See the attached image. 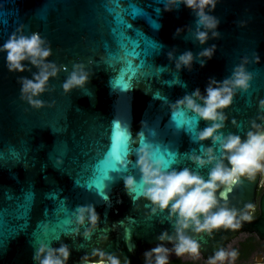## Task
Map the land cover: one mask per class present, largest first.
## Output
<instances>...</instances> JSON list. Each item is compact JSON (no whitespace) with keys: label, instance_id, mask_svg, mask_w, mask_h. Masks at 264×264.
Returning <instances> with one entry per match:
<instances>
[{"label":"water","instance_id":"95a60500","mask_svg":"<svg viewBox=\"0 0 264 264\" xmlns=\"http://www.w3.org/2000/svg\"><path fill=\"white\" fill-rule=\"evenodd\" d=\"M204 13L215 19L214 28L198 23L183 0H0V47L13 33H38L41 48L50 50L42 63L48 72L56 70L33 97L43 106L33 107L21 99L20 81L40 69L25 60V71L10 72L0 50V264H40L33 257L41 244L46 250L66 245L65 264H82L93 249L120 264L125 258L145 264L143 254L161 243V232L175 242L172 202L161 210L143 194L151 185L137 164L142 150L161 172L186 168L207 181L217 163L231 167L221 147L229 135L244 142L249 131L258 130L253 121L264 131V108L258 106L264 99V0H215ZM199 31L207 33L204 43L196 38ZM213 45L211 58L200 55ZM185 52H191V64L177 69ZM76 65L87 80L66 92L63 84ZM239 66L249 77L246 88L231 83ZM211 80L219 82L214 88L229 81L231 103L216 110L224 120H205L176 104L198 88L200 97L192 99L202 107ZM213 123L221 125L216 139L200 140L199 133ZM125 133L124 156L112 171L117 138ZM194 156L208 162L201 166ZM129 176L135 191L125 188ZM258 178L244 175L231 190H217L211 211L235 209L238 229L213 230L211 237L191 225L184 230L204 258L227 252L240 232L264 240V193L260 213L249 218ZM81 207L86 210L78 223ZM88 207L98 216L95 226Z\"/></svg>","mask_w":264,"mask_h":264},{"label":"clouds","instance_id":"9594fccd","mask_svg":"<svg viewBox=\"0 0 264 264\" xmlns=\"http://www.w3.org/2000/svg\"><path fill=\"white\" fill-rule=\"evenodd\" d=\"M186 7L194 10L199 17L198 23L203 24L206 28H214L216 21L213 17L204 13V8L210 6L215 7V0H183ZM169 10V9H165ZM180 29H176L178 34ZM174 34V35H175ZM216 33L213 32V36ZM196 38L200 43H204L207 39V33L199 31ZM43 43L38 33H33L30 36H19L15 33L9 36V39L0 47V50L6 52V64L10 72H23L26 66L22 61L28 60L30 64L38 67L40 71L33 73L32 79L21 78V99H26L33 107L43 106V102L33 97L39 95L44 91V85L50 75H55V68L52 72H48L49 65L43 64L44 58L50 55L49 49L41 48ZM215 47L204 49L200 55L211 58L212 50ZM171 58V53H169ZM259 57H257V61ZM192 61L191 52H185L180 55L176 62V68L179 69L181 64L189 66ZM203 66V62H201ZM76 71H73L70 77L63 84L64 90L67 92L74 86L82 85L87 80V75L80 72V66L76 65ZM80 73V74H78ZM234 79L231 83L236 87L246 88L248 75L243 72L242 66L234 72ZM219 83L211 80L209 86L206 88L207 95L201 97L204 104L201 107L197 105L192 96L200 97V91L197 88L191 96L185 95L183 99L177 100V105H185L187 108L196 112L202 119L215 121L217 119L224 120L225 117L218 113V108L229 106L232 99V91L227 85L228 80L223 81V86L212 87L211 84ZM258 106L264 108V99L258 102ZM220 124L213 123L211 126L204 128L198 138L200 140L213 137L216 129L220 128ZM252 127L258 129L257 131H249L247 139L241 142V138L237 135H229L221 147L226 153V159L231 167H225L223 163H217L210 171L209 178L205 181L198 174L190 172L188 169L180 171L173 170L172 172H161L158 167H153L148 158L146 150H142V154L138 156L137 164L142 173V180L145 184L151 185L144 190V196L150 200L154 205H158L161 210L167 208L171 203L169 216L173 214L176 216L175 223V242L173 236L169 235L167 231L161 232L157 240L161 243L155 247L144 252L145 264L155 257V264H167L170 251H174L176 256H182L185 253L193 255L199 254L200 245L197 241L191 239L184 234V230L191 225L195 233L207 232L211 237L213 230L220 228L236 230L240 227L237 221V211L227 207H221L217 211L211 210L217 206V190L221 186H225L231 190L232 185L240 183V177L247 175L252 177L257 171L264 169V131L259 130L260 125L255 121L252 122ZM215 140L216 137H213ZM211 148L208 149V161L213 159L211 155ZM194 162L203 165L208 162L200 156L192 157ZM125 188L129 191H135V181L132 177H127L124 180ZM223 197V193H221ZM174 201V202H173ZM85 208L81 207L78 216V223H83ZM88 219L92 226L96 225L98 216L92 207H88ZM203 216V222L200 217ZM248 217H244L247 219ZM90 230H86L84 235L87 236ZM164 241L173 245L172 249L164 246ZM131 250V249H130ZM43 254V258L40 259ZM231 256L235 258L236 252L226 253L223 249L218 250L214 255V260H224ZM98 257V259H92ZM69 258V250L66 245H61L59 248H47L41 244L34 254L33 259H39L40 264H65ZM105 259L108 264H120L117 257L106 255L99 249H93L91 254H86L81 257L82 264H105ZM124 264H130V260L125 258Z\"/></svg>","mask_w":264,"mask_h":264},{"label":"flooded vegetation","instance_id":"af4514ba","mask_svg":"<svg viewBox=\"0 0 264 264\" xmlns=\"http://www.w3.org/2000/svg\"><path fill=\"white\" fill-rule=\"evenodd\" d=\"M256 173L259 174L256 192V203L249 215V218H254L260 213L259 199L260 196L264 193V178L262 176V171L260 170ZM233 239H237L235 245L238 249L236 251L235 258H233L234 261L230 260V263L228 264L264 263V240L260 239L255 233L248 231L240 232L239 234L231 238V240ZM167 248H169L170 250L172 249V247ZM227 259L228 257H226V259L224 260H214V257L204 258L200 253L197 255L185 253L184 255L178 257L175 255L174 251H170L167 264H225ZM148 264H155V257H152Z\"/></svg>","mask_w":264,"mask_h":264},{"label":"snow or ice","instance_id":"6c2138e0","mask_svg":"<svg viewBox=\"0 0 264 264\" xmlns=\"http://www.w3.org/2000/svg\"><path fill=\"white\" fill-rule=\"evenodd\" d=\"M127 135V133L123 134V135H120L118 138H117V141H116V144H117V150L114 152L113 154V158L114 160L116 161V165L113 166L112 168V171H116L117 170V166L118 164L120 163L119 162V158H123L124 156V136ZM112 146H113V142H112ZM130 235V232H128L126 234V237H128Z\"/></svg>","mask_w":264,"mask_h":264},{"label":"rangeland","instance_id":"374dc122","mask_svg":"<svg viewBox=\"0 0 264 264\" xmlns=\"http://www.w3.org/2000/svg\"><path fill=\"white\" fill-rule=\"evenodd\" d=\"M261 162L264 163V161H261ZM261 171H262V176H263V178H264V169H261ZM236 240H237V239H233V240H231V241L228 243V250H227L226 253H231V252H233V248H234V246H235V242H236ZM230 260L232 261L233 258H231V256H228V259H227V261H226L225 264L230 263ZM233 261H234V260H233Z\"/></svg>","mask_w":264,"mask_h":264},{"label":"trees","instance_id":"16d2710c","mask_svg":"<svg viewBox=\"0 0 264 264\" xmlns=\"http://www.w3.org/2000/svg\"><path fill=\"white\" fill-rule=\"evenodd\" d=\"M237 246L235 245L234 248H233V251L236 252L237 251Z\"/></svg>","mask_w":264,"mask_h":264}]
</instances>
